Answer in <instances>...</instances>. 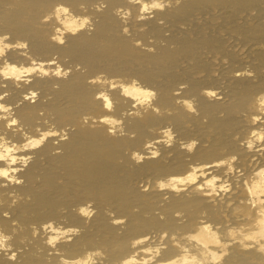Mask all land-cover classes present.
<instances>
[{
    "label": "bare ground",
    "instance_id": "obj_1",
    "mask_svg": "<svg viewBox=\"0 0 264 264\" xmlns=\"http://www.w3.org/2000/svg\"><path fill=\"white\" fill-rule=\"evenodd\" d=\"M262 94L264 0H0V264H264Z\"/></svg>",
    "mask_w": 264,
    "mask_h": 264
},
{
    "label": "clouds",
    "instance_id": "obj_2",
    "mask_svg": "<svg viewBox=\"0 0 264 264\" xmlns=\"http://www.w3.org/2000/svg\"><path fill=\"white\" fill-rule=\"evenodd\" d=\"M160 7H163V5L160 4V3L144 4L142 10L150 9V8H160ZM60 11H63V12L66 13V12H68V8L63 7V6H60L57 9V13H59ZM85 20H87V17H85ZM82 26H83V24L81 25V27ZM262 98H264V94H262L261 99ZM261 99H260V103H261ZM261 104L264 105V103H261ZM261 113L264 114V108L261 109ZM260 119H261V116H259V115L253 117V121L260 120ZM253 134L255 135V133H253ZM261 139H264V137H261ZM30 143L33 144V145H36V144L39 143V141L38 140H33ZM193 143H195V142H193ZM28 146H29L28 144L25 145V147H28ZM248 147L249 148L252 147L251 142L248 143ZM13 159H15V157H13ZM234 159H235V157L233 156L232 157V160H234ZM220 163H223V161H220ZM3 175L4 176H7L8 174L5 171V172H3ZM190 178H193V177H190ZM9 179H11V177H9ZM209 183H211V181H209ZM220 187L223 188L225 191H227V188L225 187L224 184H221ZM7 239H8L7 236H0V247H3L4 246V241H6ZM55 239H56L55 237L52 238V240H55ZM49 242L51 243L52 241H49ZM217 259H218V257H217Z\"/></svg>",
    "mask_w": 264,
    "mask_h": 264
},
{
    "label": "snow or ice",
    "instance_id": "obj_3",
    "mask_svg": "<svg viewBox=\"0 0 264 264\" xmlns=\"http://www.w3.org/2000/svg\"><path fill=\"white\" fill-rule=\"evenodd\" d=\"M212 94H214V93H212ZM33 96L35 95V93H33L32 94ZM153 95V93L152 92H150V91H145V93H144V98H145V100H147L149 97H151ZM105 100H107V97H105ZM187 103V102H186ZM261 103H264V98H262L261 99ZM110 106V105H109ZM189 107H191V105H189ZM10 123H12V124H15L16 123V121L15 120H12V121H10ZM43 139V137H41V140ZM39 141V143L41 142L40 140H38ZM38 143V144H39ZM188 147H191V145H188ZM153 155H155V153L153 154ZM0 174H3V173H0ZM164 185L163 184H161V187H163ZM251 190V189H250ZM81 211H84L83 209H81ZM204 227L206 228L207 227V225H204Z\"/></svg>",
    "mask_w": 264,
    "mask_h": 264
}]
</instances>
